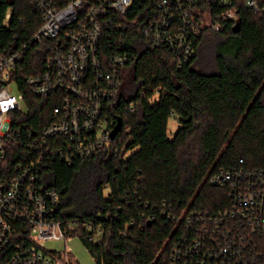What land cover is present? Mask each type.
<instances>
[{
    "label": "trees",
    "instance_id": "16d2710c",
    "mask_svg": "<svg viewBox=\"0 0 264 264\" xmlns=\"http://www.w3.org/2000/svg\"><path fill=\"white\" fill-rule=\"evenodd\" d=\"M239 7V18L224 30L201 29L193 38L194 56L182 66L140 27L133 29L124 46L135 58L122 68L116 110L123 125L111 144L129 155L105 147L71 163L48 160L41 184L60 192L58 217L68 234L80 235L96 264H169L174 222L164 211L223 208L228 193L210 182L214 170L237 164L264 168V12ZM42 23L35 0H0V53L17 48ZM50 45L45 40L30 46L20 77L42 69ZM21 83L25 110L15 125L39 132L52 121L58 102L35 96ZM153 89L159 100L142 94ZM172 117L180 125L171 137ZM14 146L10 162L24 160L23 146ZM148 213L152 220L144 217ZM85 222L103 228L101 241L89 239ZM4 255L0 251V260Z\"/></svg>",
    "mask_w": 264,
    "mask_h": 264
},
{
    "label": "built area",
    "instance_id": "2783aa9c",
    "mask_svg": "<svg viewBox=\"0 0 264 264\" xmlns=\"http://www.w3.org/2000/svg\"><path fill=\"white\" fill-rule=\"evenodd\" d=\"M35 3L42 14L41 26L17 48L0 53V251L5 252L0 264L71 263L66 252L46 246L47 240H67L68 229L58 217L60 192L41 184V178L48 160L55 157L71 163L105 147L116 155H129L119 146L111 147L118 135L112 138L111 132L118 121L122 68L135 58L124 46L133 29L140 27L155 47L171 51L182 66L194 56L193 38L202 28L224 30L239 18L241 4L264 12V0ZM11 17L9 9L5 25ZM45 40L51 45L42 69L20 77L25 53ZM21 81L35 96H51L58 102L52 121L39 132L15 125L25 110ZM15 87L19 94L13 93ZM142 94L151 101L160 99L158 89ZM134 110L132 106L130 111ZM15 144L26 152L24 160L12 163ZM209 179L227 189L229 204L216 210L188 207L180 214L164 211L174 222L168 237L169 264H264V168L226 165ZM144 217L152 220L154 214ZM83 226L92 230L89 239L101 241V226L91 222Z\"/></svg>",
    "mask_w": 264,
    "mask_h": 264
},
{
    "label": "rangeland",
    "instance_id": "374dc122",
    "mask_svg": "<svg viewBox=\"0 0 264 264\" xmlns=\"http://www.w3.org/2000/svg\"><path fill=\"white\" fill-rule=\"evenodd\" d=\"M12 9V8H10ZM13 93L19 94V89L14 88ZM180 122L176 117H172L168 125V133L172 137L179 128ZM46 246L50 249H56L66 252L70 264H96L95 258L85 245L83 239L78 234H68L66 239H52L46 241ZM60 264H65L60 263Z\"/></svg>",
    "mask_w": 264,
    "mask_h": 264
},
{
    "label": "water",
    "instance_id": "95a60500",
    "mask_svg": "<svg viewBox=\"0 0 264 264\" xmlns=\"http://www.w3.org/2000/svg\"><path fill=\"white\" fill-rule=\"evenodd\" d=\"M122 125H123V121H122V118L119 116V117H118V121H117L116 125L114 126V128H113V130H112V132H111V136H112V138H115L116 135L118 134V132L121 131V129H122ZM150 223H151V222H150Z\"/></svg>",
    "mask_w": 264,
    "mask_h": 264
}]
</instances>
